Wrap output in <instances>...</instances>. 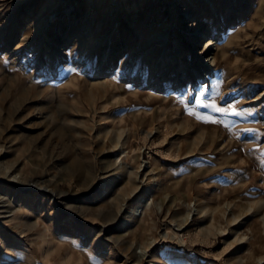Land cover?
I'll use <instances>...</instances> for the list:
<instances>
[{"label":"rangeland","instance_id":"374dc122","mask_svg":"<svg viewBox=\"0 0 264 264\" xmlns=\"http://www.w3.org/2000/svg\"><path fill=\"white\" fill-rule=\"evenodd\" d=\"M259 1L0 0L3 264H264ZM165 178L128 233L140 195ZM189 202L215 209L188 219ZM22 210L21 227L7 221Z\"/></svg>","mask_w":264,"mask_h":264},{"label":"bare ground","instance_id":"6f19581e","mask_svg":"<svg viewBox=\"0 0 264 264\" xmlns=\"http://www.w3.org/2000/svg\"><path fill=\"white\" fill-rule=\"evenodd\" d=\"M168 2L170 4L172 3H175L177 2V0H168ZM264 9V0H260L253 8V12H252V17L254 18L255 16H258L262 13ZM178 16H176V18L174 20H177ZM179 51V54L180 55V49H178ZM133 50L129 51L128 52V55L130 53H132ZM127 55V56H128ZM58 62V61H57ZM56 60L54 58H51L49 61L46 62V64L49 65V69H51L52 71H56ZM43 65V63H39V68H41ZM105 66L104 63H100L98 65V70H102V69H105ZM41 70V69H40ZM44 73V71H42ZM41 72V73H42ZM162 82H165L164 81V78L162 80ZM159 84V83H158ZM147 95L150 97L151 95L153 96H157L159 95V91H158V88H149L148 91H147ZM262 99H264V91H261L256 97H254L253 99L250 100V102H254L256 104H258L260 101H262ZM124 149L120 150V153L122 152L123 153ZM120 158V157H118ZM127 158V155L123 154V157H121V160L123 162H125ZM151 166V164L148 162L147 163H142L140 164V168L139 170H143L147 167ZM120 166H116L114 167V171L116 169H118ZM14 178V177H13ZM108 178V181L103 185V187L100 189V191L97 194L96 198H101L103 195H107L109 194L116 186V182H117V175L114 173H112ZM165 181H166V178L163 180H158V181H153L152 183L149 184V186L147 187L146 191L144 193H142L137 201V204H136V207L134 209V212H133V216H134V224L131 226V229L128 230V233H132L134 232L135 230V226H137V222H138V216L140 215H143L145 214L146 212H148L150 209V206L148 207V204L150 202V198L153 197L155 191L161 189L164 187V184H165ZM12 182L16 183L17 185H19L23 190H25V192H29V191H32V190H39V191H44L46 193H51V195L55 198V200L57 201V195L58 193L53 189V188H49V187H46L42 184H39L37 183L36 181H27L26 183L23 182V180H20V179H17V180H12ZM219 193V190H214L211 195L205 200L206 202H213L215 198H217V195ZM24 195L26 196V193H24ZM27 200V202L29 203L28 205H21V209H32L33 208V202L34 200H36V197L33 195V194H29L25 197ZM55 204H59V201L55 202ZM188 213H187V218L188 219H191V216L193 214V212H195L196 210L199 211L200 213H204V214H212V212L214 211L215 209V206H212V205H207L205 207H197L195 206V203H190L188 204ZM259 206V205H258ZM261 206V205H260ZM259 206V207H260ZM46 207L44 205L42 206H39V209L40 211L42 212ZM258 209V208H257ZM259 210V209H258ZM32 210H30L31 212ZM261 211V210H260ZM210 212V213H209ZM28 215V213H25L24 210H22L20 213H12L10 216V218L7 220L8 222H11V221H14V219L16 220L17 224L21 227L23 224H24V217H26ZM44 227H48L47 224H45ZM181 227V224L178 226V228H174L173 227V230H174V233L177 235V236H180V240L181 242H184V238L182 237V233H181V230L182 228ZM42 229L43 228H40L36 231L33 232V235L35 236V238H33V240L35 241V243L37 244V239L39 238H42ZM85 230V229H84ZM48 235L50 236H53V234L49 233ZM49 238L48 240L52 241L51 240V237H46V239ZM140 239V238H139ZM39 241V240H38ZM94 242V241H93ZM136 245L140 244V246H145L141 240L138 241L136 240ZM227 242V241H225ZM52 243V245L50 247L53 246V242H50V244ZM39 244V242H38ZM146 244V243H145ZM49 247V248H50ZM22 254H24L27 258V260L29 261L31 259V254H30V250L29 248L25 247L22 248ZM139 257V256H138ZM138 260V259H137ZM3 259L1 258V254H0V264H3ZM162 263V260L160 258L159 255H156L154 257V260L150 263V264H161ZM232 263V262H231ZM230 264V263H229Z\"/></svg>","mask_w":264,"mask_h":264},{"label":"snow or ice","instance_id":"6c2138e0","mask_svg":"<svg viewBox=\"0 0 264 264\" xmlns=\"http://www.w3.org/2000/svg\"><path fill=\"white\" fill-rule=\"evenodd\" d=\"M197 103L203 104V101H197ZM211 106L214 107L217 112H227L228 111V109H226V108L215 107L214 103ZM200 118L211 121V117H200ZM211 122H217V121H211Z\"/></svg>","mask_w":264,"mask_h":264}]
</instances>
